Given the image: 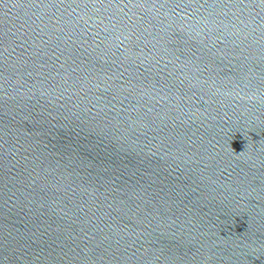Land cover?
I'll return each instance as SVG.
<instances>
[{
	"label": "water",
	"instance_id": "95a60500",
	"mask_svg": "<svg viewBox=\"0 0 264 264\" xmlns=\"http://www.w3.org/2000/svg\"><path fill=\"white\" fill-rule=\"evenodd\" d=\"M0 264H264V102L0 152Z\"/></svg>",
	"mask_w": 264,
	"mask_h": 264
}]
</instances>
